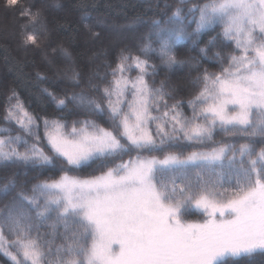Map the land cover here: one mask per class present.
<instances>
[{"label": "snow or ice", "instance_id": "snow-or-ice-1", "mask_svg": "<svg viewBox=\"0 0 264 264\" xmlns=\"http://www.w3.org/2000/svg\"><path fill=\"white\" fill-rule=\"evenodd\" d=\"M189 12L196 32L219 25L233 48L219 72L199 78L186 105L190 116L149 83L155 66L147 58L123 51L102 89L103 107L72 98L106 116L108 127L93 120L68 125L33 114L14 90L7 97L5 122L33 139L0 127V161L51 164L39 143L42 125L47 147L67 165L59 178L35 185V195L20 193L0 217V254L11 264H223L264 252V147L257 150L251 139L264 138V0H202ZM19 15L27 18L24 43L39 47L27 28L43 26L41 11L23 6ZM186 35L183 27L160 29L157 47L149 40L142 55L175 64L173 47ZM216 129L249 139L217 142ZM181 143L191 147L179 150ZM94 160L104 162L99 174H70ZM193 210L204 218L186 219ZM51 213L55 223L45 236L40 226ZM58 225L64 243L53 250Z\"/></svg>", "mask_w": 264, "mask_h": 264}, {"label": "trees", "instance_id": "trees-1", "mask_svg": "<svg viewBox=\"0 0 264 264\" xmlns=\"http://www.w3.org/2000/svg\"><path fill=\"white\" fill-rule=\"evenodd\" d=\"M201 2L18 0L17 5L10 6L7 0H0V127H11L13 135L24 136L30 142L33 139L15 124L9 125L4 120L5 100L13 90L35 115L59 119L68 125L78 120H93L108 127L106 116L88 111L87 105H81L72 98L84 96L102 103V89L110 81L111 70L122 51L147 58L155 66V71L148 77L149 83L156 88L163 87L168 103L180 101L182 111L190 116L191 109L186 105L198 92L199 78L205 70L209 73L219 72L221 64L227 63V57L233 51L231 42L222 36L221 26L195 31L196 25L189 9ZM23 6L42 13L43 26L29 25L27 28L28 32L37 35L39 47L24 43L21 24L27 18L19 15V8ZM177 8L181 9L180 19L174 17ZM179 27H183L187 35L173 47L175 64L166 65L154 55H142L141 50L149 40L153 48L157 47L156 33L160 29ZM136 74L135 70L131 73L132 76ZM53 97L64 99L65 106H58ZM213 136L217 142H245L249 139L243 135L225 134L220 129H216ZM40 137V146L52 156L51 164L0 161V217L9 211L20 193L29 197L35 195L32 191L35 185L59 178L63 174L61 169L67 167L47 147L42 125ZM251 139L255 141L257 150L264 147L261 142L264 138ZM190 147L186 143L177 145L179 150ZM20 150L24 148L21 146ZM103 163L100 160L90 161L80 170L69 169V172L81 176L99 174L98 168L102 169ZM107 163L112 165V161ZM39 200L42 205L43 197ZM23 207L32 216L33 222L39 224L35 220L33 206L25 203ZM50 216L48 224L40 226L42 235L47 236L52 230L50 226L55 223L56 214L51 213ZM203 218L196 210L186 217L188 220ZM63 231V226L58 225L53 250L64 243ZM0 264H11V261L0 254ZM223 264H264V252L229 257Z\"/></svg>", "mask_w": 264, "mask_h": 264}, {"label": "rangeland", "instance_id": "rangeland-1", "mask_svg": "<svg viewBox=\"0 0 264 264\" xmlns=\"http://www.w3.org/2000/svg\"><path fill=\"white\" fill-rule=\"evenodd\" d=\"M192 221H199V220H196V219H193ZM259 251V250H258ZM240 256H243V255H240ZM240 256H238V257H240ZM227 258H229V257H227ZM234 258V257H233Z\"/></svg>", "mask_w": 264, "mask_h": 264}]
</instances>
